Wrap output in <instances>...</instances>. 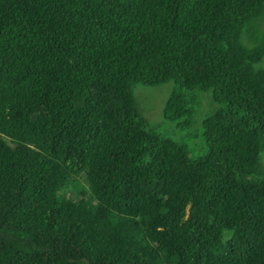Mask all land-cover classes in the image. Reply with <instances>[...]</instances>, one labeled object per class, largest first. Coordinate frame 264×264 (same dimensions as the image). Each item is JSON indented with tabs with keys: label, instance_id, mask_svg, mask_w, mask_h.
Here are the masks:
<instances>
[{
	"label": "trees",
	"instance_id": "16d2710c",
	"mask_svg": "<svg viewBox=\"0 0 264 264\" xmlns=\"http://www.w3.org/2000/svg\"><path fill=\"white\" fill-rule=\"evenodd\" d=\"M263 56L264 0H0V264H264Z\"/></svg>",
	"mask_w": 264,
	"mask_h": 264
},
{
	"label": "rangeland",
	"instance_id": "374dc122",
	"mask_svg": "<svg viewBox=\"0 0 264 264\" xmlns=\"http://www.w3.org/2000/svg\"><path fill=\"white\" fill-rule=\"evenodd\" d=\"M258 66L264 67V56L260 61L256 63ZM176 86V82L174 80H170L164 83L156 84V85H143V84H135L133 86V95L137 105L140 108L142 116L146 119V121L155 129L160 130L163 133L169 134L172 137L187 140V130L190 132L196 131L195 121L188 128H182L174 126L175 122H169L166 119L162 118V108L164 101L168 95V93ZM207 107V102L205 99L196 105V111L198 114L196 116V120L198 121L203 115V111ZM177 127V128H176ZM197 137L191 139L195 140L192 142V145L196 146V152H198V141ZM200 149V148H199ZM80 182L82 184H86L84 180V176L80 177Z\"/></svg>",
	"mask_w": 264,
	"mask_h": 264
}]
</instances>
